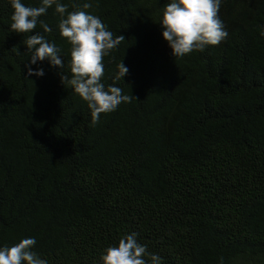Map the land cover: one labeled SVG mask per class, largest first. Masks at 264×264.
Returning a JSON list of instances; mask_svg holds the SVG:
<instances>
[{
    "label": "trees",
    "instance_id": "1",
    "mask_svg": "<svg viewBox=\"0 0 264 264\" xmlns=\"http://www.w3.org/2000/svg\"><path fill=\"white\" fill-rule=\"evenodd\" d=\"M60 2H90L124 36L102 83L136 99L93 126L61 82L71 46L55 7L40 17L51 31H34L60 48L64 70L37 61L44 75L29 76L35 32H12L0 0V248L35 238L48 264H102L135 232L162 264H264V0H222L227 38L177 59L160 24L170 0Z\"/></svg>",
    "mask_w": 264,
    "mask_h": 264
},
{
    "label": "clouds",
    "instance_id": "2",
    "mask_svg": "<svg viewBox=\"0 0 264 264\" xmlns=\"http://www.w3.org/2000/svg\"><path fill=\"white\" fill-rule=\"evenodd\" d=\"M14 10L11 16L10 29L17 34L33 33L37 25L45 33L51 28L40 17L46 15L49 8L55 7L59 15L60 36L70 47L71 78L61 73V82H67L91 111V122L94 126L99 122L101 114L114 112L122 103H130L135 97L122 94L117 86L102 83L105 67L104 58L121 42L122 35L108 30L103 21L88 10L90 2L74 6L69 11L68 5L60 0H40L39 6H25L22 0H10ZM222 0H170L164 8L162 20L163 38L172 50V55L182 58L192 52H203L211 46L223 42L228 32L219 17ZM260 35L264 37V31ZM27 53H30L28 75L43 76V69L33 71L31 65L37 61L48 60L50 66L64 70V60L60 48L48 42L38 32L25 40ZM128 69L123 62L118 65L115 80L119 81L127 74ZM136 99V98H135ZM138 234L132 232L123 236L118 245L109 246L104 250L100 260L102 264H146L145 256H149L151 264H162L158 254H150L144 245L138 243ZM35 238H24L11 247L0 248V264H48L46 259L33 251ZM223 257H221V264Z\"/></svg>",
    "mask_w": 264,
    "mask_h": 264
}]
</instances>
